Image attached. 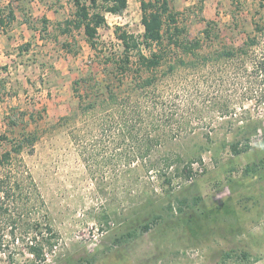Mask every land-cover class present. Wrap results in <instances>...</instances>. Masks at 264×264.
Segmentation results:
<instances>
[{"label":"rangeland","instance_id":"obj_1","mask_svg":"<svg viewBox=\"0 0 264 264\" xmlns=\"http://www.w3.org/2000/svg\"><path fill=\"white\" fill-rule=\"evenodd\" d=\"M169 4L185 44L202 38L208 20L214 21L220 36L203 42L196 49L202 53L240 47L256 34V21L264 22V0ZM9 5L16 20L0 28V133L10 140L2 142L0 155L23 131L37 135L19 159L30 169L59 236L44 264L92 258L93 264H264V130L250 136L249 149L240 155L225 142L240 138L239 128L247 122L264 124V70L258 72L255 64L264 36L259 35V45L244 65L223 59L187 67L172 60L184 53L183 47L171 50L155 84L131 94L133 103L136 98L149 104L157 99L192 108L188 129L192 126L196 133L165 143L157 154H182L186 162L180 169L195 152L200 158L191 164L190 176L170 168L168 183L165 176L147 171L146 160H132L133 149L114 141L117 130L103 132L101 106L88 113L81 108L96 94L90 84L103 87L108 82L105 67L114 68L108 58L117 61L123 49L117 30L142 36L141 0H128L121 14L106 13L96 47L83 28L62 32L65 21L75 18L74 0H0V15L8 13ZM150 74L143 71L144 77ZM66 115L71 117L64 123ZM207 131L214 134L211 143L204 137ZM254 164L259 169L251 174L246 169ZM182 197L190 204L201 200L135 239L115 242L127 228L119 219L144 205L143 212L153 207L164 212L170 202L177 207ZM0 264L11 263L0 259Z\"/></svg>","mask_w":264,"mask_h":264},{"label":"trees","instance_id":"obj_2","mask_svg":"<svg viewBox=\"0 0 264 264\" xmlns=\"http://www.w3.org/2000/svg\"><path fill=\"white\" fill-rule=\"evenodd\" d=\"M74 4L75 18L65 21L66 25L62 28V32L69 33L73 28H83L90 44L96 47L99 28L107 23L106 13H123L128 7V0H74ZM8 8L6 15H0V28L3 29L16 20L14 9L10 5ZM141 8L144 25L142 36L117 30L123 49L117 61L115 57L108 58L109 61H114V68L105 67L108 82L103 87H99L97 83L90 84L91 90L96 89V94L88 102L82 104L81 108L84 113H88L95 111L94 108L97 105L101 106L105 113L99 126L103 132L107 134L113 129L117 130L119 134L116 135L114 141L119 144L126 143L133 149L131 155L133 161L146 160L148 172L154 170L165 176L167 182L171 183L172 173L169 169L173 168L178 175L183 170L190 176L192 174L191 164L200 158V154L196 155L195 152L190 155L187 164L180 169V164L186 162V157L182 154L158 155L157 152L169 141L196 133L192 126L188 129L191 123L189 116L192 113L189 114L188 111L192 108H184L180 103H172L171 100V102H164L155 99L153 104H149L147 101L142 103L136 98L133 103L131 94L134 95L135 91H145L154 85L158 79L157 71L163 62L172 56L173 53L170 54V51H175L177 48L183 47L184 53L179 57L174 56L172 60L187 67H202L205 63L219 62L223 59L241 60L244 65L249 56L253 55L252 48L259 45V35L264 36V22L256 21V34L249 36L240 47H224L202 53L196 49L203 47V42L212 43L216 37L220 36L219 33H215L214 21L208 20L202 38L185 44L181 36L184 30L175 25L177 18L171 11L169 0H141ZM168 21L169 27L165 29ZM256 57L258 58L255 63L256 68L260 72L264 70V48L261 55L257 54ZM172 60L169 62L171 63ZM200 63L203 64L200 65ZM170 68L174 69L175 64H171ZM143 71L151 74L144 77ZM129 75L132 76L131 80ZM114 77L118 82L111 80ZM123 85L128 86L123 89ZM144 97L148 96L144 95ZM118 106L120 110L116 114ZM186 113H188L187 116ZM70 117L69 115L63 116L64 123ZM12 123L16 125L15 122ZM240 127V138L225 140L236 155L249 149V138L252 134L258 132L260 128L264 130V124L255 120ZM203 134L208 143L213 141V132L207 131ZM36 138L35 133L25 130L15 140L12 138L11 148L4 149L0 155V259L11 264L21 261L22 256L26 257L23 264H44L47 262V254L54 251L59 241L49 212L44 210L45 202L39 187L28 166L23 159H19L25 146L33 145ZM4 140L9 141L10 137L6 133H0V147ZM200 148L203 150L206 147L201 146ZM126 153L128 154L127 148ZM258 169L259 166L254 164L246 170L253 174ZM200 200L199 197L195 198L192 204H197ZM147 201L149 205L153 203L152 198L149 200L147 198ZM192 204L187 198L182 197L178 200L177 207L170 202L164 212L155 210L154 207L143 212L144 205L135 214L123 220L119 219L121 216L116 212L115 217L127 228L126 232H122L115 239V242L123 243L135 239L154 225L165 222L169 216L184 212L186 207L191 208ZM189 216L191 218L193 213L191 212ZM94 262L95 259L92 258L79 261L78 264H93Z\"/></svg>","mask_w":264,"mask_h":264}]
</instances>
